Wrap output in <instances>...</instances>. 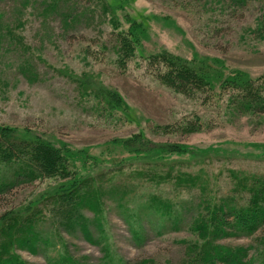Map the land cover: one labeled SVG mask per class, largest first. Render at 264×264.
<instances>
[{
  "label": "rangeland",
  "instance_id": "rangeland-1",
  "mask_svg": "<svg viewBox=\"0 0 264 264\" xmlns=\"http://www.w3.org/2000/svg\"><path fill=\"white\" fill-rule=\"evenodd\" d=\"M135 19L145 30L127 57L113 25L124 30ZM163 52L204 72L211 85L187 93L165 85L160 76L168 68L150 58ZM247 83L264 103V9L257 1L240 8L224 0H0V126L98 160L81 176L126 180L123 200L115 193L105 198L104 227L106 241L126 261L180 264L203 242L188 229L185 210L195 212V198L229 194L237 180L231 171L264 172V112L248 104ZM116 95L120 104L111 103ZM135 139L166 147L154 151L163 158L126 144ZM154 162L165 165L155 169ZM154 169L156 181L144 175ZM185 174L198 180L195 186ZM56 184L22 179L0 196V218ZM153 195L180 205L186 221L176 225L146 209ZM59 237L65 245L57 250L79 264L104 257L102 245L79 229H62ZM258 239L242 235L220 244L254 249ZM18 253L26 264H53L55 254Z\"/></svg>",
  "mask_w": 264,
  "mask_h": 264
},
{
  "label": "trees",
  "instance_id": "trees-1",
  "mask_svg": "<svg viewBox=\"0 0 264 264\" xmlns=\"http://www.w3.org/2000/svg\"><path fill=\"white\" fill-rule=\"evenodd\" d=\"M224 1L240 8L257 1L264 9V0ZM127 23L129 26L124 30H119L114 23V33L117 34L115 43L118 44L119 52L132 57L133 47L140 41L138 30L145 29L136 19ZM150 58L161 59L165 63L168 70L160 78L165 85L177 91L187 93L201 86L211 85L204 72L198 69L201 72L199 75L197 69L194 67L193 69L180 58L169 53L163 52ZM232 83L234 84L235 81ZM247 84L244 89L248 93L245 95L248 104L255 106L254 109L261 106L260 110L264 112L261 98L247 89L248 87L253 89L254 85ZM110 100L111 103L122 102L117 95ZM126 144L135 147L138 152L157 154L159 158H163L162 153L154 151L166 149L154 143H144L141 139L128 141ZM167 150L177 155L180 152L176 147L171 146H167ZM188 152L197 155L194 151ZM97 161L83 151H73L68 145H57L49 139L0 126V196L13 189L22 179L33 183L52 178L57 183L53 190L41 195L23 209L13 210L1 216L0 264H26L18 251L42 254L48 249L52 254L55 252L52 258L53 264H79L67 250L64 252L57 250L60 244L61 247L65 244L62 240L60 243L55 240L60 238L59 233L62 229L69 231L74 228L79 229L88 242L102 245L104 257L99 264H148L147 261L137 263L126 261L105 239L104 227L107 222L105 198L115 193V200L117 196H119L117 201L123 200L129 190L127 186L122 187L126 180L114 184V179L109 175L108 177L104 176L105 174L81 176L82 170L91 169ZM164 165L154 162L152 168L156 169ZM155 169L144 175L156 181L154 176H158V172ZM231 175L230 178L237 180L233 183L229 194L210 195L205 199L204 196L200 198L197 196L195 212H190L191 206L184 209L188 210L191 216L188 229L201 236L203 242L190 247L180 264H264V172L255 174L231 171ZM185 176L186 183L190 181V184L194 185L198 181L195 177L187 174ZM145 207L152 209L162 219H171L173 224L178 225L180 220L186 221L181 217L180 205L176 206L169 199L159 195L148 198ZM125 213L130 214L132 211L126 210ZM127 222L130 225V221ZM91 228L96 229L98 236H101L100 239L94 237L96 233L94 234ZM133 232L138 236L136 230L133 229ZM242 235L259 237L258 245L253 249L220 244L223 240Z\"/></svg>",
  "mask_w": 264,
  "mask_h": 264
}]
</instances>
